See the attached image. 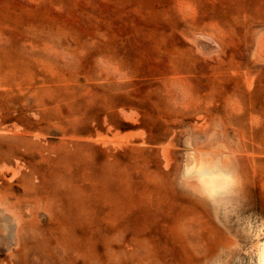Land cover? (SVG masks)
<instances>
[{
  "label": "rangeland",
  "instance_id": "374dc122",
  "mask_svg": "<svg viewBox=\"0 0 264 264\" xmlns=\"http://www.w3.org/2000/svg\"><path fill=\"white\" fill-rule=\"evenodd\" d=\"M263 240L264 0H0V264H259Z\"/></svg>",
  "mask_w": 264,
  "mask_h": 264
},
{
  "label": "bare ground",
  "instance_id": "6f19581e",
  "mask_svg": "<svg viewBox=\"0 0 264 264\" xmlns=\"http://www.w3.org/2000/svg\"><path fill=\"white\" fill-rule=\"evenodd\" d=\"M262 43V42H261ZM121 143V142H120ZM194 155H196V154H193V157H194ZM193 157H191V158H193ZM190 158V157H189ZM197 158L199 159H201V157L200 156H197ZM190 162V164H189V167L191 168V169H195L197 172H198V175H199V177H198V179L199 180H205V181H203L202 183H205V184H211L212 183V186H213V188H215V186L216 187H218V188H220V186H222V184H221V182H218V181H216V180H218L219 178H218V175L214 178V179H210V176H209V174H206V173H204V172H202L203 171V166L201 165V164H199L200 163V160L198 161L199 163H197L195 160H191V161H189ZM195 174V173H194ZM221 184V185H220ZM218 188H216V189H218ZM258 252H259V255H258V262H259V264H264V240L259 244V247H258Z\"/></svg>",
  "mask_w": 264,
  "mask_h": 264
},
{
  "label": "clouds",
  "instance_id": "9594fccd",
  "mask_svg": "<svg viewBox=\"0 0 264 264\" xmlns=\"http://www.w3.org/2000/svg\"><path fill=\"white\" fill-rule=\"evenodd\" d=\"M181 179H183V177H182ZM179 186H180V187H182V188L184 187V185H183V184H180Z\"/></svg>",
  "mask_w": 264,
  "mask_h": 264
}]
</instances>
